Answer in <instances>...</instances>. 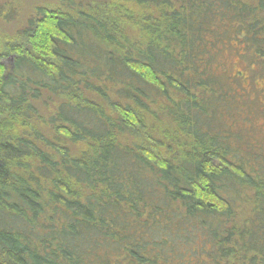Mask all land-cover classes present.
Segmentation results:
<instances>
[{"label": "trees", "instance_id": "1", "mask_svg": "<svg viewBox=\"0 0 264 264\" xmlns=\"http://www.w3.org/2000/svg\"><path fill=\"white\" fill-rule=\"evenodd\" d=\"M255 77L264 0L35 6L0 39V264H264Z\"/></svg>", "mask_w": 264, "mask_h": 264}, {"label": "rangeland", "instance_id": "2", "mask_svg": "<svg viewBox=\"0 0 264 264\" xmlns=\"http://www.w3.org/2000/svg\"><path fill=\"white\" fill-rule=\"evenodd\" d=\"M58 0H12L19 8V14L15 21L13 22H3L0 21V39L7 38L11 36L16 28L19 27V24H22L25 18L32 12V9L37 5L54 3ZM75 2L80 1L82 5L86 3H93L95 0H74ZM231 67L234 70H240L245 75L250 76L252 72L250 71L248 65H246L241 59H239L236 55L230 57ZM254 76V75H253ZM256 78V77H255ZM264 81H260L256 78V84L261 86Z\"/></svg>", "mask_w": 264, "mask_h": 264}]
</instances>
